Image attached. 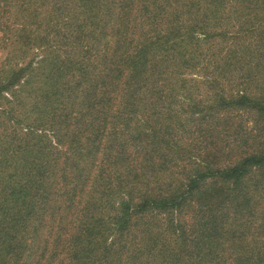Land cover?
Here are the masks:
<instances>
[{
	"label": "trees",
	"instance_id": "1",
	"mask_svg": "<svg viewBox=\"0 0 264 264\" xmlns=\"http://www.w3.org/2000/svg\"><path fill=\"white\" fill-rule=\"evenodd\" d=\"M49 3L44 34L0 15V47L43 50L0 76V99L31 103L0 146V264H264V27L211 64L228 0ZM193 70L222 114L175 110Z\"/></svg>",
	"mask_w": 264,
	"mask_h": 264
},
{
	"label": "rangeland",
	"instance_id": "2",
	"mask_svg": "<svg viewBox=\"0 0 264 264\" xmlns=\"http://www.w3.org/2000/svg\"><path fill=\"white\" fill-rule=\"evenodd\" d=\"M25 1H27V5L23 7L20 4V0L17 1L19 4H17L16 6L13 5V0H1L0 8H3L4 10L0 9V15H2L4 22L5 20L6 22H10L17 17L20 18L21 15L26 11L32 14L34 18H36L37 16L41 18L43 22H39V27L40 31H43L44 34L45 22L42 17L47 14L46 12H48L50 0H44L45 4L43 5H39L38 3L39 6H31L30 0ZM36 7L39 8L38 13H40V15L32 13V8ZM21 10H24V12L21 13ZM223 18L224 20L220 22L222 23V27L215 26L211 28L219 31L216 37L220 35L221 28H225L227 32V38L224 41H222L221 38H211V42L213 41L214 46V55H211L207 60L208 62H211V64L219 59L221 61V54L225 51L224 49H222L223 47L226 48L231 44H233L232 47H236L234 42H239L248 47V44H250L251 41L249 43L244 42L250 40L252 34L255 33L254 29L259 28L260 25L261 27H264V8L261 5H250L249 0L248 2L244 0H228V5L226 6ZM240 28H244V30H242L241 34H237V31ZM261 29L264 32V28ZM10 35L11 40L8 42V44L3 48L0 47V76H7L10 73V70H14L17 67L23 66L30 59H33V62H35L43 55V50H41L40 48H34L33 50L28 49L22 57L16 55L13 50H16L18 47L16 44L17 34L10 33ZM205 43H203L202 45L206 48L207 44ZM242 49L243 46L240 47V50ZM209 70H211V67H209L208 71ZM189 74L186 75L188 78V85H195L192 79H196L199 81L201 87L194 91H189L188 89H183L181 91V94L178 97V102L174 107L175 110H179V112L182 114L181 119L183 121L188 120L187 114L189 113V109L186 107L189 104V98H191V100L194 99V101L198 102V106H200L201 108L209 111H214L210 114H222L223 112L219 113V111H216L217 108L214 107L216 104L217 95L219 94L213 88H207V83H205L207 80L205 79V73L203 75L199 72V70H193ZM234 90H236V88ZM248 90L256 93L257 95L260 94L261 91L260 86L257 85V87H255L253 84L249 86ZM223 92L225 94L229 93L230 87L224 86ZM30 108L31 103L30 99H28V97L26 96V92H21L19 96L10 99L9 102H7L4 98L0 99V146L11 149L9 146L14 144L16 140L23 136V133L26 132V124L27 122H29L28 120H30L28 119ZM227 109L229 108L226 107V109L223 110ZM46 135L47 138L45 137V139H48V144L50 143L52 145H55L53 142L55 141V139L52 132L49 131L46 133ZM14 154L15 153H13L12 155ZM182 168H186V166L183 165V161H180L179 166L174 167L173 170L174 172L182 173Z\"/></svg>",
	"mask_w": 264,
	"mask_h": 264
}]
</instances>
